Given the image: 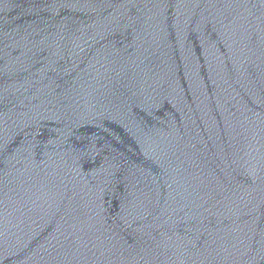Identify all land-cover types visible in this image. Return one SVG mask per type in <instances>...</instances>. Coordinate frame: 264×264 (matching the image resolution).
Segmentation results:
<instances>
[{
    "label": "water",
    "instance_id": "95a60500",
    "mask_svg": "<svg viewBox=\"0 0 264 264\" xmlns=\"http://www.w3.org/2000/svg\"><path fill=\"white\" fill-rule=\"evenodd\" d=\"M0 264H264V0H0Z\"/></svg>",
    "mask_w": 264,
    "mask_h": 264
}]
</instances>
